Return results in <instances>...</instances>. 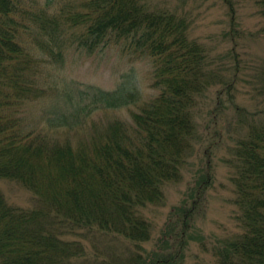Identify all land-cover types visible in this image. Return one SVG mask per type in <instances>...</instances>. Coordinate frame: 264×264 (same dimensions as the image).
I'll use <instances>...</instances> for the list:
<instances>
[{
	"label": "trees",
	"instance_id": "16d2710c",
	"mask_svg": "<svg viewBox=\"0 0 264 264\" xmlns=\"http://www.w3.org/2000/svg\"><path fill=\"white\" fill-rule=\"evenodd\" d=\"M190 24L142 0H0V178L37 198L25 208L0 190V264L177 260L191 228L185 205L176 208L173 254L149 260L141 244L152 235L145 209L161 205L165 185L182 179L198 139L196 109L215 81ZM112 45L151 65L158 92L150 100L134 66L109 90L62 77L71 50L89 55ZM47 98V113L33 119L32 108ZM132 105L139 108L130 122L115 118L76 143L66 135L92 112ZM229 163L243 232L215 254L220 264H264V121L238 139Z\"/></svg>",
	"mask_w": 264,
	"mask_h": 264
},
{
	"label": "rangeland",
	"instance_id": "374dc122",
	"mask_svg": "<svg viewBox=\"0 0 264 264\" xmlns=\"http://www.w3.org/2000/svg\"><path fill=\"white\" fill-rule=\"evenodd\" d=\"M142 1L153 9L166 8L190 20V35L206 47L215 81L196 109L198 139L193 142L182 179L165 185L166 198L161 205L145 209L152 235L141 244V249L149 260L156 255L167 259L173 254L176 249H172L171 242L181 234L175 226L176 208L185 205L189 209L185 219L191 222V228L184 236L177 262L169 264H220L215 253L243 232L234 202L235 169L229 161L238 139L246 136L255 123L264 121L263 0H231L236 9L235 24L226 0ZM134 56L122 53L118 45L89 55L71 50L60 72L68 82L91 83L109 90L116 86L123 72L134 66L143 100L148 101L158 92L151 87V65ZM48 101L51 102L47 98L32 108L33 119L47 113L41 109ZM138 108L132 105L112 110L109 116L92 112L84 124L74 126L66 135L75 143L88 140L110 120L121 118L130 122V112ZM0 190L10 204L25 208L37 204L35 194L16 181L0 178ZM117 244L125 245L123 241Z\"/></svg>",
	"mask_w": 264,
	"mask_h": 264
}]
</instances>
